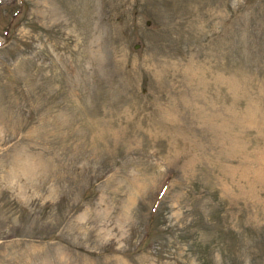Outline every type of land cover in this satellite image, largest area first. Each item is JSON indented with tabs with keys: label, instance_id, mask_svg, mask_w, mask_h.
Masks as SVG:
<instances>
[{
	"label": "rangeland",
	"instance_id": "1",
	"mask_svg": "<svg viewBox=\"0 0 264 264\" xmlns=\"http://www.w3.org/2000/svg\"><path fill=\"white\" fill-rule=\"evenodd\" d=\"M0 264H264V0H0Z\"/></svg>",
	"mask_w": 264,
	"mask_h": 264
},
{
	"label": "trees",
	"instance_id": "2",
	"mask_svg": "<svg viewBox=\"0 0 264 264\" xmlns=\"http://www.w3.org/2000/svg\"><path fill=\"white\" fill-rule=\"evenodd\" d=\"M155 215H156V210H155V208H153V209L149 212V216H148V218H147V219H148V227H151ZM149 229H150V228H148V229H146V230L144 231V236H143V237L141 238V240L138 242V245L142 243V242H141L142 240H144V241L147 240V238L149 237V234H150V230H149Z\"/></svg>",
	"mask_w": 264,
	"mask_h": 264
}]
</instances>
